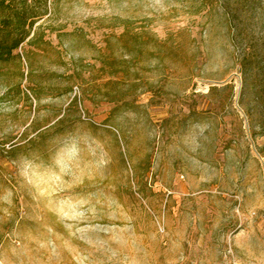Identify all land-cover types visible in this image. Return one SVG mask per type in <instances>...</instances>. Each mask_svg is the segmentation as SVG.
<instances>
[{
    "label": "rangeland",
    "instance_id": "1",
    "mask_svg": "<svg viewBox=\"0 0 264 264\" xmlns=\"http://www.w3.org/2000/svg\"><path fill=\"white\" fill-rule=\"evenodd\" d=\"M47 1V73L124 57L121 21L158 42L128 63L136 94L54 131L0 89V264H264V0Z\"/></svg>",
    "mask_w": 264,
    "mask_h": 264
},
{
    "label": "trees",
    "instance_id": "2",
    "mask_svg": "<svg viewBox=\"0 0 264 264\" xmlns=\"http://www.w3.org/2000/svg\"><path fill=\"white\" fill-rule=\"evenodd\" d=\"M47 3V0H0V89L8 92L11 107L17 106L22 99L30 107L34 102L37 112L42 108L52 112L54 119L62 114L48 127L54 131L65 126L71 115L80 122L79 106L82 100L90 101L93 106L101 101L123 104L127 96L123 87L125 85L127 91L136 94L144 82L138 77L137 71L129 73L128 63L137 59L147 43L157 44L158 41L149 32L134 31L127 21H121L123 32L119 38L125 39L121 47L124 57L117 60L108 53L101 52L92 64H84L82 58L71 59L70 66L63 73H47L41 69L37 58L48 52L53 54L51 63L54 66H63V56L58 46H53L45 38L46 33L41 25H36L46 15ZM61 36L62 34H56L58 45L62 44ZM83 40L89 44L88 40ZM23 45L27 48L21 54L16 53ZM105 49H108V43ZM148 52L150 55L154 54L153 51ZM22 62L27 68L24 87L21 86L24 75L20 71ZM47 74L52 81L44 80ZM74 83L77 93L70 96ZM215 88L211 87L212 90ZM64 96H70V100L63 109L54 104L42 105L43 99L57 100ZM38 134L44 136L46 132ZM255 134L251 133L252 136ZM261 134L264 136V131ZM258 152L261 156L264 155V150Z\"/></svg>",
    "mask_w": 264,
    "mask_h": 264
},
{
    "label": "bare ground",
    "instance_id": "3",
    "mask_svg": "<svg viewBox=\"0 0 264 264\" xmlns=\"http://www.w3.org/2000/svg\"><path fill=\"white\" fill-rule=\"evenodd\" d=\"M49 184H50L51 187H54V185H55V180H54V178H50V179H49ZM57 204H58L59 206L63 207V208H68V207H69V203H68L67 201L63 200V199L59 200V201L57 202Z\"/></svg>",
    "mask_w": 264,
    "mask_h": 264
}]
</instances>
